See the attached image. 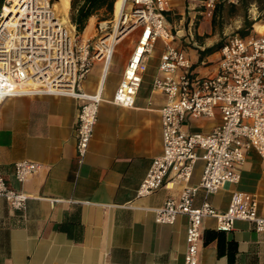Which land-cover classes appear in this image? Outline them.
Here are the masks:
<instances>
[{"label": "crops", "instance_id": "1", "mask_svg": "<svg viewBox=\"0 0 264 264\" xmlns=\"http://www.w3.org/2000/svg\"><path fill=\"white\" fill-rule=\"evenodd\" d=\"M70 1L62 3L66 18ZM124 1L117 0L115 5L117 23L124 17ZM250 5L254 23L255 18L263 20L259 9L264 4ZM166 15L174 43L186 51L195 70L200 64L214 63L211 56L216 53L200 57V50L206 48L200 43L201 36L209 33L203 32L201 24L208 22L213 29V14L204 0H171ZM131 42L134 46L135 39ZM115 48L111 45L107 51L110 58ZM190 49L194 54L190 55ZM110 58L102 65L95 86L85 89L83 84L92 67L81 83V91L87 94L103 90L83 163L78 160L76 137L80 99L37 95L0 103V171L11 187L30 197L22 211L0 198V264H184L188 216L180 215L174 224H161L152 209L170 199L179 200L187 183L171 173L165 182L168 187L136 197L152 160L163 152L160 109L165 94L151 86L150 95L142 98L141 86L132 106L115 104L112 98L117 87L113 94L106 93ZM221 117L220 111L210 118L188 117L184 129L211 132ZM245 154L239 183L213 194L200 189L194 206L207 200L218 211H225L232 193L243 191L258 199L259 213L264 216V157L253 148ZM20 160L39 164L38 171L23 183L14 175L13 165ZM200 161L201 172L196 164L191 186L201 182L204 162ZM202 232L199 264H264V232L256 231L252 222L238 220L231 231L220 232L216 219L206 217Z\"/></svg>", "mask_w": 264, "mask_h": 264}, {"label": "built area", "instance_id": "2", "mask_svg": "<svg viewBox=\"0 0 264 264\" xmlns=\"http://www.w3.org/2000/svg\"><path fill=\"white\" fill-rule=\"evenodd\" d=\"M218 1L204 0L210 14ZM129 2L132 11L127 12ZM54 4L53 0L4 1L0 12V103L12 97L37 95H72L80 99L76 137L78 160L83 163L103 90L87 94L81 91V83L95 61L106 65L107 39L116 27L119 38L135 33L133 50L112 98L124 107L134 104L149 60L158 41H162L163 52L152 86L166 97L160 109L163 152L152 160L136 197L168 187L165 182L171 173L174 179L187 183L179 200L170 199L152 209L161 224H174L180 215L188 216L184 264H199L206 217L216 219L218 231L229 232L236 221L245 220L252 222L256 231L264 232L258 199L250 193L234 191L225 211H218L207 200L194 206L200 189L213 194L228 184L239 183L246 150L253 148L264 157V19L255 18L249 35L229 37L217 52V71L206 76L195 70L184 49L173 44L175 35L166 15L171 0H125L121 23L106 36L102 28L103 34L97 38L79 34L70 19L68 23L61 19ZM6 7L12 9L8 17L4 15ZM217 111L221 112V123L211 132L184 129L188 117L210 118ZM200 160L204 162L201 182L191 186L188 183ZM13 166L20 183L39 169V164L29 160L17 161ZM0 198L22 211L30 197L11 187L0 171Z\"/></svg>", "mask_w": 264, "mask_h": 264}, {"label": "rangeland", "instance_id": "3", "mask_svg": "<svg viewBox=\"0 0 264 264\" xmlns=\"http://www.w3.org/2000/svg\"><path fill=\"white\" fill-rule=\"evenodd\" d=\"M55 2V8L58 14H61L63 19L65 20L63 14H65L63 11V5L64 0H53ZM264 0H259L258 4H262ZM222 3L224 4V9L221 10V12L217 16L216 20V26L215 29L211 30L212 26L208 22H203L201 24V28L203 32L208 31L209 33H205L202 37V42H200L203 46L209 47L213 44L221 41L226 40L231 36H234V34L237 33L239 29H241L245 24V18L247 17L249 21H253V9L251 10V5L244 3L243 5L238 4V8L232 7L233 2L230 0H222ZM58 6H60V9L58 10ZM70 6V5H69ZM263 8V7H262ZM261 13V17L264 16V9H259ZM127 12L132 11L131 2L127 5L126 8ZM252 11V12H251ZM255 11V10H254ZM68 20L70 19V9L68 8ZM102 16V15H100ZM93 23H89L86 32L82 35H84L85 38H89L94 36L97 38V36H100L101 34L106 35V33H112L113 28L116 26V17H115V7H114V14L113 17L109 20H99V16H96L94 18ZM66 21V20H65ZM71 21V19H70ZM131 24L126 25L129 27ZM102 28L104 29V32L102 33ZM122 28V25L120 26ZM121 30V29H120ZM135 38V33H132L130 36H127L125 38H122L121 41L118 43L116 47V54L113 58V61L109 67V75H108V81H107V89L106 93L113 94L119 80L122 77L123 71L126 66L127 59L131 53V49L133 47V41ZM174 45H177L173 43ZM162 41H158L157 46L155 47V50L152 54V58L150 60V68L148 72L145 75V80L143 82L142 88L140 90L139 96L146 97L150 95L151 92V86L153 84L154 75L156 73V66L159 62L160 55L162 53ZM218 52V51H217ZM213 56H211V59L214 63H207L205 65L200 64L198 67V71L200 75H211L215 74L217 71L216 64L218 60L217 53ZM190 55L194 54V50H189ZM196 56V54L194 55ZM104 64L103 61H95L92 65L91 72H89L86 76V79L83 81L85 85V89L87 86L89 88L96 85L97 80L100 75V71L102 68V65ZM202 162L199 161L197 163V171L201 172L202 168Z\"/></svg>", "mask_w": 264, "mask_h": 264}, {"label": "trees", "instance_id": "4", "mask_svg": "<svg viewBox=\"0 0 264 264\" xmlns=\"http://www.w3.org/2000/svg\"><path fill=\"white\" fill-rule=\"evenodd\" d=\"M4 1L5 0H0V12ZM116 2L117 0H71L70 19L72 24L75 26L76 31L82 35L86 27L88 26L89 20L92 16H99L100 21L111 19L114 14V7L116 5ZM238 2V4L241 5H243L244 3L248 5L253 2L259 3V0H239ZM238 4L233 2L232 7L236 9L238 8ZM262 4H264V1ZM222 9H224V4L222 3V0H219L213 13V30L216 26L217 16ZM253 24L254 22L249 21V19L246 17L244 26L239 29L234 35H239L243 37L249 35L253 31ZM227 40L228 39L221 40L213 44L212 46L200 50L201 59L216 53L225 44Z\"/></svg>", "mask_w": 264, "mask_h": 264}, {"label": "bare ground", "instance_id": "5", "mask_svg": "<svg viewBox=\"0 0 264 264\" xmlns=\"http://www.w3.org/2000/svg\"><path fill=\"white\" fill-rule=\"evenodd\" d=\"M124 6V5H123ZM54 7H55V4H54ZM56 9V8H55ZM60 9V6H58V10ZM12 11V9H10L9 7H6V9H5V12H4V15L6 16V17H8L9 15H10V12ZM124 14V13H123ZM58 15H60V17H61V19L64 21V22H66V23H68L69 22V20H68V18H66L65 17V15L63 14V16H64V18H65V20L63 19V17H62V15L61 14H58ZM125 16V15H124ZM124 18V17H123ZM123 18H121V19H123ZM121 19L119 20V22L117 23L116 22V26L118 25V24H120L121 23ZM115 21H116V19H115ZM125 37V36H124ZM123 36L122 37H120L119 38V36H118V32H117V27H116V29H115V32L112 34V35H110V37L107 39V41H109V45H108V49H107V51L109 50V48H110V46L112 45V49L114 50V47L113 46H115L117 43H119L120 41H121V39L122 38H124ZM117 41V42H116ZM116 47V46H115ZM114 52V51H113ZM107 53V55H108V57L110 58V56H109V53L108 52H106ZM111 55H112V53H111ZM108 58V59H109Z\"/></svg>", "mask_w": 264, "mask_h": 264}, {"label": "water", "instance_id": "6", "mask_svg": "<svg viewBox=\"0 0 264 264\" xmlns=\"http://www.w3.org/2000/svg\"><path fill=\"white\" fill-rule=\"evenodd\" d=\"M109 33H106V35H108ZM106 35H103V36H106Z\"/></svg>", "mask_w": 264, "mask_h": 264}]
</instances>
